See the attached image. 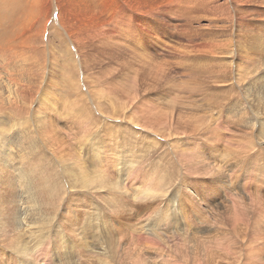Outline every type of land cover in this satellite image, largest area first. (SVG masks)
<instances>
[{"label":"rangeland","instance_id":"374dc122","mask_svg":"<svg viewBox=\"0 0 264 264\" xmlns=\"http://www.w3.org/2000/svg\"><path fill=\"white\" fill-rule=\"evenodd\" d=\"M4 1L5 0H0V5ZM6 1H12V10L8 18L10 21L6 22L4 19V25L0 22V52L6 53L5 51H7L11 56L15 48L31 47L27 49V51L24 50V54L27 53L25 56L29 57V60L34 59V62L35 60L44 61L47 63L46 68L48 70L50 69L45 76L38 75L35 78L38 79L39 89H41L37 93H40V95L43 93L41 100L44 99V104L42 103L41 105L48 106L50 104L54 105L53 103H55L58 107L57 111L60 114L61 112H67L69 116L65 118L63 115L61 116L62 119L58 120L53 113L52 117H49V120L53 119L54 121V123H51L52 126H56L58 136L54 146V153L49 151L51 149L48 148L43 141L40 142L42 139L37 127L32 128L28 126L30 131L26 133L30 134L32 139L35 138L34 141L37 140L38 146L44 144L45 146H43V149L47 147V152L45 150L44 152H46V154H52L56 159L58 158L54 154H71L69 157H65L63 161L61 159L58 167L66 171L64 173V178L68 180L75 179L74 185L76 188L82 186L80 192L75 191L77 193L74 192V194H72V206L69 211H74L75 214L73 213L72 216L70 212L61 213L64 220H62L63 222L60 221L58 224V226H60V232L56 235L54 233L48 234L39 242L41 243V245L39 244V251L36 254L32 253L34 258H38V263L133 264L134 262L126 261L130 259V254L134 253L136 255L139 254L144 260H147L148 264H190L194 260L188 257L191 255L188 252L190 247L189 241L196 240L198 247H201V242L199 241H202L201 239L204 238L202 244L204 246L205 243L207 246L209 242H213L209 240L214 236L215 248L218 253H220V249L222 250V248H224V245H227L228 240L235 243L234 252H236L235 254H237L238 257V259H236L238 260L236 261L237 264H264V250L258 246L254 248V246H252L253 243L247 245L249 242L248 235L242 230L244 227H250L248 221H251L253 218L239 211L246 210L251 214L264 217V151L262 152V150H264V142L261 141V135L257 134L252 140H248L247 143H244L243 150H236L237 152L235 151V154H232V158L230 159V151L227 150L224 152L225 150L219 147V144L214 141L216 140L214 125L219 124L220 128H226L225 121L219 122V118L222 116L216 115L214 112L216 111V104L210 101V94L216 92V90L219 91V89L215 87L217 78L214 79V76L217 77V74L219 75L221 73L222 68L221 66L217 67L215 61H205L197 64L200 56L197 57L196 63H187L185 58L181 61V65L178 66L173 62L174 56L170 51L171 46L169 45L171 42L166 39L168 35L169 37L170 35L172 36L171 40L177 39L179 27L176 33V31L171 30L172 25L179 26L186 21V7L182 4V2L185 3V0H153L154 2L151 0H40V2H42L40 3V6H43L42 8L36 6L34 0ZM179 1L182 2L178 4ZM259 8L264 14V7ZM109 10L114 14L109 15ZM103 11L105 12L103 13ZM57 12L61 13L58 17ZM1 18L2 16L0 15V19ZM16 20L19 23H17ZM142 20L151 24L149 29L139 26L138 23ZM22 22H24L23 24H25L27 28L30 29L31 27L30 35L33 40H31V38H27V40L34 44L32 43L24 46L27 42L24 40V36H21V31L24 32L23 26L21 27L22 30L20 28V23ZM116 23L128 26L131 33H133V31L137 33L135 34L136 40L140 43L139 48L134 50L131 48L126 49V47L122 46L125 43L129 46L130 44L134 46L133 34H131V38L129 39L121 33H118L114 26ZM11 24H14L16 27H14V25L10 26ZM108 24L111 27H109ZM12 31H15L14 39L16 41L15 45L12 46L13 49L11 46H8L6 42H2V39L5 40L6 36L12 37ZM106 33L110 35H106ZM120 36L123 37L124 41L120 39ZM179 40L185 42L184 36H180ZM99 41H104V44ZM110 41L113 44H111ZM118 46L121 49H118ZM49 50L53 52L52 57L50 56ZM150 54H152L151 59ZM34 55L37 59H35ZM156 55L165 62L164 67L169 70V75L171 76L167 78V80L161 81V83L152 82L150 75L149 61L155 62L157 60ZM190 57L192 58V56ZM133 58L146 62L136 63L133 62ZM101 61L103 62L101 63ZM49 62L51 65L52 63L54 65L50 66ZM73 62L74 64L72 66ZM128 65L131 66L132 70L128 73V79L126 80L125 70L123 69H127ZM7 66H9V69H7ZM10 68L11 63H0V79L5 81L9 79V76L11 77L12 70ZM27 74L30 76L31 71H28ZM6 76H8V78H5ZM55 76L56 79L54 80L53 77ZM71 76L74 78L78 77L81 81L78 91H76V87L74 88V81L70 80ZM188 80L191 83H189ZM54 82H57V84H53ZM210 83H214V87L210 86ZM139 84L141 87L138 86ZM183 84H185V86ZM134 87H138L136 89H144V93H139L140 95L136 93L133 96L131 90H133ZM211 87H213V89ZM226 88L227 87H225V89ZM1 90L3 91L4 88L0 89V91ZM20 91H24L23 85ZM31 91L33 90L30 89L28 92ZM28 92L25 91L26 94L24 93L27 112L24 109L18 108L16 105L10 110H0V120L5 121V124L3 122L0 126L9 127L11 130L13 127H18V125L25 121H30L32 112L34 111L32 109L38 111L39 108L35 103L37 99L36 96L34 102L29 103L31 93ZM146 93L150 94L148 99L146 96L144 97ZM82 106L85 107V110L81 109ZM211 107H214L213 110ZM79 111L82 112L81 115ZM52 112L53 111H50V113ZM21 118L25 121H21ZM86 120L89 124L84 128L83 122ZM65 122H68L69 128L64 126L63 123ZM132 125L135 128H133ZM157 127L161 130L160 132H158L159 130H157ZM223 136H225L224 129ZM149 137H151V141H148ZM18 142L20 143V140ZM181 142H183V144ZM194 143L196 146H194ZM225 143L227 144V140ZM180 145L182 146L180 147ZM78 147H81V149H78ZM185 147L188 148L185 149ZM189 148H191V152ZM10 150L12 152L10 155L14 161L12 162V166L18 168L17 164H21L19 165V167H21L22 160L25 163L22 145L18 148L16 143V147L12 149L10 147ZM125 151L129 154L135 152L138 154V158L142 157L138 168L140 169L138 173L139 176L136 175L134 168L131 170V177L133 180L135 179L134 181L137 183V186L147 184L144 183L147 178L143 180L144 175L140 177V172L148 174L154 172L156 174L157 168L160 167L171 175V180L165 187L166 190L168 189V192H172L173 195V198L172 195H168L171 209L177 208L178 200L181 201L180 204L184 203L183 205L185 208V215L183 217L175 215V218H172V221L177 219L176 226L172 224L169 225L168 223H164L163 226H158L157 223L154 222L155 219L153 216L163 207V202L159 196L160 193L149 195L150 197L148 195L147 197L146 195L143 197L138 196V200L133 201L129 196L125 197V193H123L122 196H112L110 191H103L102 195L105 196L104 203L97 199L93 193L84 194L89 190L87 187L89 177L91 176L89 174V171H91L89 163L97 158L100 152L106 154L108 158H112ZM196 153L198 156L193 155ZM201 156L202 158H200ZM192 158L194 160L196 158L195 161L199 160L197 162L201 163L203 167L205 166L204 168L206 170L199 169L198 171L197 169L192 175L188 173L187 166L195 162ZM216 158L218 162L217 166L222 171L224 169L223 176L225 179L231 181L232 189L229 192L224 190L225 193L220 195L219 198L212 199L214 206H209L208 204L204 205L198 202L200 208L204 207L206 211L204 217H199L200 220L195 219V213H197L196 206L194 205L191 210L190 206H188L190 204L188 202L190 201L184 199L183 196H185L184 194H188L187 187L192 186L193 189L191 188V191L195 193L200 191L199 193L202 195L203 199H206V196L211 197V192L216 191L217 187L220 185L216 177L218 170L213 166ZM257 159L260 160L258 161ZM206 161L209 164H207ZM250 163L253 164L251 165ZM256 163L259 164H257L258 166H262V168H258ZM245 165L247 168H244ZM210 166H213V168ZM55 168L56 167H54V169ZM141 168L143 171H141ZM147 170L148 172H146ZM107 172L109 177L113 175L114 178H119V175L111 172L110 168ZM261 172V175L258 174ZM44 175L45 170H42L39 175V180L42 182ZM122 178H124V176H122ZM257 180L261 183L259 182L258 184ZM136 183L132 182L130 184ZM233 183L235 184L233 185ZM260 184L263 186H260ZM124 185L131 188L127 181ZM42 186H44L43 183ZM154 189L159 190L158 188ZM63 190L67 192L68 187L64 185ZM127 191L131 196L135 195L132 190L129 189ZM220 191L223 190L220 189L219 192ZM81 194L84 196H81ZM0 198H2L1 194ZM40 198H46L44 193ZM91 201L98 204L95 205V207H99V213L96 212L95 208H90L88 203ZM222 202H225L228 208L229 206H231V208L233 207L231 202L237 203L236 209H228L227 205L225 203L222 204ZM8 203L9 202L6 203L4 214L0 222V235H2L3 238L6 237L10 239L11 231L8 226L10 219L5 220L8 211L11 209ZM64 204H66V202H64ZM110 204H112V206ZM82 209H84V212ZM86 209L88 212L85 211ZM171 213L174 215L172 211ZM202 213L203 212H201V214ZM215 214H219L220 217L216 218ZM87 219L90 221L89 225H87V222H89ZM65 220L68 221V223ZM220 222L222 223L221 227L219 226ZM140 224L142 226L145 225V231L143 229L140 232H136L135 229L138 228ZM217 227L221 228V236L215 231ZM239 227L240 229H238ZM178 228L182 230L180 229V231ZM168 229L172 230L171 233L165 231ZM192 229L198 231H196L194 239L188 240L187 238H181L183 237V233H185L184 236L186 235L187 237ZM153 230L155 232H163L159 235H162V242L158 239H153L154 236L150 234ZM163 235L165 237H163ZM215 236H217L216 240ZM223 236H228V239L225 237L227 240L223 238L219 240L221 241L219 242L218 237L220 238ZM241 236H243L244 239L241 238ZM222 242L224 244H221ZM251 242H254L253 238ZM31 246H28L29 249ZM209 247H211V245H209ZM209 247H206V251L210 250ZM185 248L187 251H185ZM1 249L8 250L3 241L0 242V250ZM255 250L261 251L262 254ZM5 254H7V252ZM123 254L129 255L123 258ZM198 254L194 256L200 258L203 253L200 252ZM147 255L150 256L149 259ZM256 255L259 256V259H255ZM187 257L188 260L186 259ZM202 257L200 259H202ZM232 257V259H234V255ZM240 257H242L243 260ZM7 258L12 264H21L16 256ZM39 258L42 259L43 262H41ZM207 259L211 258H203L202 260ZM3 261L5 262L6 258L3 257ZM195 262L191 264H198ZM5 264L9 263L5 262Z\"/></svg>","mask_w":264,"mask_h":264},{"label":"bare ground","instance_id":"6f19581e","mask_svg":"<svg viewBox=\"0 0 264 264\" xmlns=\"http://www.w3.org/2000/svg\"><path fill=\"white\" fill-rule=\"evenodd\" d=\"M151 1L154 2L153 0H151ZM180 2H182V1H179L178 4ZM34 3L38 7H41V8L43 7V6H40V3H42V2H40V0H34ZM175 3H176V1H175ZM182 4H184L186 7V13H185L186 21L180 25L178 24L179 26H173L172 25L171 30H174V31H176L179 27L178 33L176 31V33L178 35L177 39L171 40V38H172L171 35H170V37L168 35V38H166L167 41L171 42V44H169V45L171 46L170 51L174 56L173 62L175 64H177L178 66H180L181 61H183V59L186 58L187 63H194L196 61L197 57L200 56V59H198L199 61L197 64H199L201 62H205V61H213V62L215 61L217 67L221 66V68H222L221 73L219 75L217 74V77L214 76V79L217 78L215 87L217 89H219V91L216 90V92L210 94V96H211L210 101L212 103L214 102V104H216V111H214V112L216 115L222 116L219 118V122L225 121L226 128H220L219 124L214 125L215 126L214 132H215V137H216V140H214V141H216L217 144H219V147H222L225 150L224 152H226L227 150L230 151V153H231L230 159H231L232 154H235L236 150H238V151L243 150L244 143H247L248 140H252V138L255 135H257V134L261 135V141L264 142V14L259 8V7H264V0H185V3L182 2ZM30 5H31V3H30ZM111 7H113V6H111ZM11 10H12V1H6L5 0L0 5V15L2 16V18L0 19V22L2 23V25H4V23H3L4 19L6 20V22L10 21V19H8V18L10 16ZM188 10H190V11H188ZM110 11L111 10H109L108 12H110ZM104 12L105 11H103V13ZM111 12L109 15L114 14ZM15 13H17V12H15ZM57 13H58L57 17L60 16L61 13H59V12H57ZM109 15H106V16H109ZM115 16H116V14H115ZM17 20H19V19H17ZM101 20H102V18H101ZM21 21H23V20H21ZM114 21H116V20H114ZM102 22H104V21H102ZM17 23H19V22L17 21ZM23 23L24 22L20 23V28L23 26V30H24V32L21 31L22 32L21 36H24V40L27 42L24 44V46H27V45H30L33 43V42H30L27 40V38H29V39L31 38V40H33L31 35H30L31 27L29 29ZM122 23H125V22H122ZM109 24H108V26H109ZM138 24H139V26H143L147 29H149L151 26V24L149 22L144 21V20L139 21ZM8 25H9V23H8ZM12 25H14V24H11L10 26H12ZM114 26H115L116 31L118 33H121L123 36H126L129 39L131 38V34H133L134 46H132L131 44L129 46L128 44L125 43L122 45L123 47H126V49L131 48L134 50L140 47L139 41L136 40V34H137L136 32L133 31V33H131V30L129 29V27L125 26V25L123 26L121 24L116 23ZM14 27H16V26L14 25ZM109 27H111V26H109ZM21 30H22V28H21ZM101 31H100V33H101ZM140 32H142V31H140ZM14 33H15V31H12V37L11 38L6 36L5 40L2 39V42H6L8 46H11V48L13 45H15V42H16L14 39ZM26 33H28V34H26ZM102 33H104V32H102ZM106 35H110V34L106 33ZM96 36H98V35H96ZM102 36H104V35H102ZM180 36H184L185 42H182L179 40ZM90 37H91V35H90ZM107 38H108V36H107ZM120 39L122 41H124L122 36H120ZM99 42L103 43L104 41H102V42L99 41ZM110 43H111V41H110ZM111 44H113V43H111ZM157 46H160V45H157ZM108 47H109V45H108ZM29 48H31V47L15 48V50L12 48L13 52L11 53V56L7 51H5L7 54L0 52V63H2V62L4 64L11 63L10 69L12 70V73H11L12 75H11V77L9 76L8 80L4 81V80L0 79V89L4 88L3 91L2 90L0 91V110L1 111L2 110H10L14 107V105H16L18 108L24 109L27 112V107H26L24 95L26 94L25 91L28 92V91H30V89L33 91L28 92V93H31V95L29 97V101H30L29 103H31V102L33 103L35 96H36L37 99H36L35 103H36L37 107L39 108L38 111H35V109H32L34 111L32 112V117L30 118V121H25V120H22V118H21V121H25V122L18 125V127H13L10 130L9 127L0 126L1 127V129H0V194L2 197V198H0V222H1L2 216L4 214V208H5L7 202H9L8 206L11 208L8 211L7 216L5 217V220L10 219V222L8 224L10 231H11L10 239H7L6 237L3 238V236L0 235V242L3 241L5 247L8 249V250H5V249L0 250V264H5V262L12 264V262L7 258L10 256H16V258L20 261L21 264H39L37 261L38 258H34L32 253L36 254L39 251V244L41 245V243H39V242L41 240H43L48 234L54 233L56 235L60 232V226H58V224L60 221L64 220L62 218L61 213H69L70 212L69 209L72 206V203H71L72 194H74L75 191L80 192L82 189V186H80L78 188L75 187V185H74L75 179L74 178L71 180L64 178V173L66 171L58 167V164L61 161V159L63 161L65 157H69L71 154H66V155L65 154H63V155L62 154H60V155L54 154L57 156V158L59 160L54 158L52 154H46L47 147L51 149L49 151L54 153L53 151H54L55 142L58 139L57 132H56L57 131L56 126L55 125L52 126V123H51V122L54 123V121L52 118H51L52 120H49V117H52L53 113L56 115V118H58V120L62 119L61 116H63V115L65 118H67L69 116L67 115V112L63 113L60 111L62 114L61 115L57 111L58 107L55 105V103H53L54 105L50 104L48 106H45V105L42 106L41 105L44 101V99L41 100V96H43V93H42V95H40V93L39 94L37 93L41 89H39L40 86L38 84V79H35V78L38 75L45 76L46 74H48L50 69L48 70L46 68L47 63H45L44 61L41 62V60L40 61L35 60V62H34V59L29 60L28 59L29 57L25 56L27 53L24 54V50L27 51V49H29ZM117 48L121 49V48H119V46ZM20 52H21V55H20ZM49 53H50V56L52 57V54H53L52 50H49ZM190 56H192V58ZM34 57H35V55H34ZM156 57H157V55H156ZM151 58H152V54H150V59ZM35 59H37V58L35 57ZM72 60H74V59H72ZM102 62L103 61H101V63ZM133 62L143 63L146 61H143V60H140L137 58H133ZM149 62H150L149 67H150V75L152 78V82L161 83V81L167 80V78L171 77L169 75V70L164 67L165 62L162 59L157 57V60L155 61L156 63L153 61H149ZM49 64H50V62H49ZM73 64H74V62L72 63V66H73ZM53 65H54L53 63H52V65L50 64V66H53ZM187 66H188V64H187ZM82 67H83V65H82ZM7 69H9V66H7ZM123 70H125V78L127 80L128 79V73L132 70L131 66L128 65L127 69H123ZM188 70H190V69H188ZM28 71H31L30 76L27 74ZM205 72H207V71H205ZM72 76H71L70 80L74 81V88L76 87V91H78L80 89L81 81L78 79V77L74 78ZM5 78H8V76H6ZM53 78L55 80L56 76ZM189 83H191V82L189 81ZM53 84H57V82H54ZM22 85L24 86V91H20V88ZM183 85L185 86V84H183ZM213 85H214V83H210V86H213ZM138 86L141 87L140 84ZM213 87H211V88L213 89ZM225 87H227V88L225 89ZM136 88H138V87H134V89L131 90V93L133 94V96L136 93H138V94L144 93V89H136ZM36 94H38V95H36ZM149 95H150L149 93H146L144 95V97L146 96V98L148 99ZM128 97H130V96H128ZM13 98H14V100H13ZM140 99H142V98H140ZM169 104H171V103H169ZM38 108H36V109H38ZM84 108L85 107H83V106L81 107V109H84ZM213 108H212V110H213ZM50 111H53V112L50 113ZM211 112H213V111H211ZM79 113L81 115L82 112L79 111ZM8 115H10V114H8ZM82 116H84V115H82ZM34 118H35V120H34ZM87 120L83 122L84 128L87 126V124H89V122ZM136 120H137V118H136ZM3 122L5 124V121L0 120V124H3ZM71 122H72V119H71ZM212 122H213V120H212ZM161 123H162V121H161ZM63 124H64V126L69 128L68 122H65ZM28 126H30L32 128L37 127V130L40 133V136L42 139V140H40V142L43 141L45 143V145L47 146V147H45V149H43L44 148L43 146H45L44 144H42V146H38L37 140L34 141L35 138L32 139L31 135L26 133V132L30 131ZM141 126H142V124H141ZM61 127H62V124H61ZM132 127H133V125H132ZM133 128H135V127H133ZM223 129L225 131V136H223ZM157 130H159V128ZM136 131H137V129H136ZM160 131L161 130H159L158 132H160ZM168 133H165V134H168ZM84 134H83V136H84ZM150 138L151 137L148 138V141H151ZM19 140H20V143L18 142ZM226 140H227V144L225 143ZM16 143H17L18 148H20L22 145L23 153L25 155V157H24L25 163L22 160V162H21L22 166L21 167H19V165H21V164H17L15 162L18 165L17 166L18 168H15L12 166V162H14V161L10 155V154H12L10 147H11V149L16 147ZM181 143L183 144V142H181ZM199 145H200V143H199ZM181 146L182 145H180V147ZM194 146H196L195 143H194ZM187 148L185 147V149H187ZM78 149H81V147H78ZM189 149L191 152V148H189ZM44 150L46 152H44ZM127 151L120 153V154H117V155L113 156L112 158H108V156L106 154H102V152H100V154H98L97 158H95L94 160H92L89 163L90 168H91V171H89V174L91 176L89 177L88 185H87L89 190H88V192H85L84 194L86 195L87 193H89V194L93 193L97 199L101 200L104 203L105 196L102 195L103 191H105V192L110 191L112 196L113 195L114 196H117V195L122 196L123 193H125V197L129 196L132 198L133 201L138 200V196L143 197L146 195V197H147V195L149 196V195H152L155 193H160L159 196L161 197V200L163 202V207L161 208V210L159 212H157V214H155L153 216L155 219L154 222L157 223L158 226H163L164 223H168L169 225L172 224V225L176 226L177 225V219L176 220L173 219L174 221H172V218H175L174 217L175 215L183 217L185 215V212H184L185 208L183 205L184 203L182 202L183 204H180L181 201L178 200L177 201V208L171 209L170 200L168 198V195H172V192L169 193L168 189L166 190V188H165L171 180V175L166 173L160 167L157 168L156 174L154 172H152L150 174L140 172V177L142 175H144L143 180L147 178L144 182L147 184H144V185L142 184V186H137V183L134 181L135 179L133 180L131 177V170L134 168L136 175L139 176L138 173H139L140 169H138V168H139V162H140L142 157L138 158V154H136L135 152L134 153L132 152V154H129ZM263 151L264 150H262V152ZM198 153H200V152H198ZM193 155H197V153L193 154ZM199 156H200V154H199ZM202 156H203V154H202ZM202 156L200 158H202ZM261 158H263V157H261ZM185 160H188V159H185ZM192 160H194V159L192 158ZM195 160H196V158H195ZM223 160H225V159H223ZM197 161H199V160H197ZM197 161H195L191 165L187 166L188 167L187 172L190 173L191 175L197 169H198V171H199V169L206 170L204 168L205 166L203 167V165ZM207 161H209V160H207ZM207 161H206V163L209 164ZM223 163H225V162H223ZM160 164H163V163H160ZM257 164L258 163H256V165ZM217 165H218V162H217V158H216V160H214L213 166H215L218 170L217 175L216 174L215 175H216L217 180H218L220 185L218 184L219 187H217L216 191L211 192V197H208L205 195L207 201H206V199H203L202 195L199 193L200 191L199 192L197 191L198 193L191 191V188L193 189L192 186L187 187L188 194L187 195L184 194L185 196H183L184 199H187L190 201V202H188V203H190L188 206H190L191 210L193 209L194 205L196 206L197 213H195V215H196L195 219L200 220L199 217H202V216L204 217V214L206 211V209L204 207L200 208L198 202L203 203L204 205L208 204L209 206L210 205L214 206L212 199L214 200L217 197L219 198V196L222 195L223 193H225L226 190L229 192L232 189L231 181L225 179V177L223 176L224 169L222 171ZM258 165H257L258 168H262V166H258ZM213 166L212 167L210 166V167L213 168ZM54 167H56V168L54 169ZM109 168L111 169V172L117 173L119 175L118 179L114 178L113 175L111 177L108 176L107 170ZM244 168H247L246 165ZM42 170H45L43 182L39 180L40 179L39 175L41 174ZM141 171H143V169ZM146 172H148V170ZM253 174H255V173H253ZM258 174L261 175L262 172L258 173ZM133 175L136 176L135 174H133ZM122 176H124V178H122ZM211 176H213V175H211ZM16 178H17V181H16ZM250 180H251V178H250ZM258 180H259V178H258ZM124 181L125 182L127 181L128 185L132 182L136 183V184H130L129 186L131 188H129V187H126L124 185V183H125ZM259 182L260 181H258V184H259ZM42 183L44 184V186H42ZM236 183H238V182H236ZM234 184L235 183H233V185ZM64 185H66L68 187L67 192H65L63 190ZM261 185L262 184H260V186ZM263 185H264V183H263ZM154 188H158L159 190H155ZM129 189L135 193L134 196H131L130 194H128L127 190H129ZM220 189H222L223 191L219 192ZM43 193H44L46 198H40V196ZM75 193H77V192H75ZM81 196H84V195L81 194ZM225 196H226V194H225ZM172 198H173V195H172ZM64 202H66V204H64ZM83 202H85V201H83ZM220 203H221V201H220ZM223 203H225V202H222V204ZM231 204L233 206L232 207L233 209L231 208V206H229V208H228V205L226 204L227 208L231 209V210L236 209L237 203L231 202ZM88 205L90 206L91 209L95 208L97 213L100 212L99 207L98 208L95 207V205H98V204L95 203L94 201H91L90 203H88ZM110 205L112 206V204H110ZM123 206H124V204H123ZM212 206H211V208H212ZM82 210L84 212V209H82ZM170 210L174 213V215H172ZM85 211L88 212L87 209ZM93 211H95V210H93ZM239 211H242L246 215H249L253 218L251 221H248L250 224L249 228L248 227L242 228V230L245 231V233L248 235V241L250 243L248 242L247 245L253 243L252 246H254V248H255V246H258L264 250V217L251 214L250 212H248L246 210L245 211L239 210ZM201 212H203V213L201 214ZM70 213H71V215L73 213L75 214L74 211H72ZM85 216H90V215H85ZM215 217L218 218V217H220V215L215 214ZM233 218H234V216H233ZM213 221H215V220H213ZM229 221H230V219H229ZM66 222L68 223V221H66ZM53 223H56V224H53ZM89 224H90V221L87 222V225H89ZM219 226L220 227L222 226L221 222L219 223ZM144 227H145V225L142 226L140 224L139 227L135 229V231L140 232L141 230L144 229ZM220 227H217L215 229V231H216V233H218V235L221 236L222 233H220V229H221ZM238 229H240V227ZM91 230H93V229H91ZM144 231H145V229H144ZM165 231L168 233H171L172 230L168 229ZM196 231H197L196 229L195 230L192 229L191 233L188 234L187 237H186V235L184 236L185 233H183V237H181V238H185V239L187 238L188 240L194 239L196 236ZM96 233H98V232H96ZM162 233H163L162 231L155 232L153 230L150 234L152 236H154L153 239H158L160 242H162V238H161L162 235L159 236ZM175 234H177V233H175ZM234 234H236V233H234ZM223 235H224V233H223ZM163 237H165V236L163 235ZM216 237L217 236H215V240H216ZM225 237L226 236H223L220 238L218 237V241L223 239V238L228 239V236L226 238ZM241 238L244 239L243 236H241ZM252 238H253L254 242H251ZM31 239H32V241H31ZM203 239H201L202 241H199V242H201V247H198L196 240L189 241L190 247L188 249V252L191 255L188 254L189 255L188 257H190V258H192V260H194L192 262L196 261L198 264H234V263L237 264L236 261H238V260H236V259H238V257H237V254H235L236 252H234V247L236 246L235 243L228 240L227 241L228 246L224 245V248H222V250L220 249V253H218L216 248H215L216 246L214 243V236H212V239L209 240V241H213V242L212 243L209 242V244L207 246L205 245V243L203 246V244H202ZM245 241H246V239H245ZM30 242H31L32 246L30 245ZM219 242H221V241H219ZM246 243H247V241H246ZM221 244H224V243L222 242ZM254 244H257V245H254ZM209 245H211V247H209ZM28 246H31L30 249ZM48 247H49V245H48ZM61 247H62V245H61ZM206 247L207 248L209 247L210 250L206 251V249H207ZM217 247H218V245H217ZM185 251H187V249ZM255 251H258L259 253L261 252L259 250H255ZM6 252H7V254H5ZM200 252L203 253L200 256V258L203 256L202 259L203 258H211V259L202 260L199 257H198L199 258L198 259L197 257L194 256ZM181 254H183V253H181ZM260 254H262V252ZM127 255H129V254H123V258L126 257ZM130 255H131L130 259H128L126 262H134L133 264H148L147 260H144L139 254L136 255L134 253H131ZM183 255H186V254H183ZM233 255H234V259H232ZM3 257L6 258L5 262L3 261ZM50 257H52V256H50ZM188 257L186 258L187 260H188ZM218 257H219V259H218ZM149 258H150V256H148V259ZM240 258H242V257H240ZM176 259H177V257H176ZM255 259H259V256L256 255ZM40 260H41V262H43L42 259H40ZM242 260H243V258H242ZM253 262H255V261H253ZM121 263H122V261H121ZM151 264H153V263H151Z\"/></svg>","mask_w":264,"mask_h":264}]
</instances>
